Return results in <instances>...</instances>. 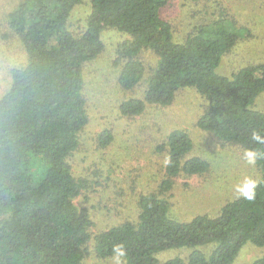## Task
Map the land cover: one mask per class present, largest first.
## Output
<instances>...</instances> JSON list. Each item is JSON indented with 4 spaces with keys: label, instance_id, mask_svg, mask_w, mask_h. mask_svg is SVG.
<instances>
[{
    "label": "trees",
    "instance_id": "trees-1",
    "mask_svg": "<svg viewBox=\"0 0 264 264\" xmlns=\"http://www.w3.org/2000/svg\"><path fill=\"white\" fill-rule=\"evenodd\" d=\"M81 2L21 0L8 15L27 61L11 71V84L0 96V264H93L84 261L83 250L90 217L73 202L83 184L73 177L67 157L88 121L85 66L104 50L101 33L107 28L130 35L113 59L121 89L142 81L144 49L157 56L143 97L120 102L123 115H139L146 104L168 106L177 90L193 87L206 102L196 126L223 143L256 150L261 175L254 201L235 198L215 216L200 214L188 221L170 215L166 198L143 194L136 223L126 221L94 236L97 255L113 256L121 245L124 264H157L158 252L177 248L190 250L187 264H230L245 243L263 246L264 144L252 136L264 137V111L256 108L264 92V61L217 72L243 30L199 24L177 40L163 15L168 0H90L85 29L74 35L68 20ZM111 140L109 130L98 135L100 147ZM157 148L168 152L162 191L179 173L208 170L205 159L189 156L193 140L184 129H172ZM251 264H264V256Z\"/></svg>",
    "mask_w": 264,
    "mask_h": 264
},
{
    "label": "rangeland",
    "instance_id": "rangeland-1",
    "mask_svg": "<svg viewBox=\"0 0 264 264\" xmlns=\"http://www.w3.org/2000/svg\"><path fill=\"white\" fill-rule=\"evenodd\" d=\"M20 1L0 0V96L11 84V71L27 61L23 41L10 26L8 17ZM90 10V0H82L72 11L68 28L74 35L85 29ZM163 15L171 22L177 40H183L199 24L221 23L231 30H243L238 45L217 68L221 74L250 61H264V0H168ZM128 38L129 34L113 28L102 31L104 50L85 66L88 121L80 132L78 147L67 157L73 177L83 184L73 202L90 217V237L83 250L84 261L93 264H115L114 255H97L94 236L126 221L136 223L141 195L155 193L166 198L170 215L188 221L200 214L217 215L225 203L236 198V185L246 178L258 181L261 175L255 164L244 160V149L223 143L196 126L206 102L193 87L177 90L168 106L146 104L139 115L120 112L121 101L143 97L157 60L152 50L144 49L141 59L146 71L142 81L131 90L121 89L117 84L119 68L113 66V59L118 44ZM256 108L264 111V92L257 98ZM175 128L190 134L193 149L189 156L205 159L209 167L202 174L179 173L171 178V187L162 191L168 152L157 147ZM104 130L111 132L112 140L100 147L98 135ZM189 252L177 248L160 251L156 254L157 264L175 257L187 264ZM262 256L264 245L247 242L230 264H251ZM121 262L124 264L122 257Z\"/></svg>",
    "mask_w": 264,
    "mask_h": 264
},
{
    "label": "clouds",
    "instance_id": "clouds-1",
    "mask_svg": "<svg viewBox=\"0 0 264 264\" xmlns=\"http://www.w3.org/2000/svg\"><path fill=\"white\" fill-rule=\"evenodd\" d=\"M253 140L258 142L259 144H264V137H262L258 133H253L252 136ZM258 156V152L256 150L252 149H246L243 154L244 160L247 162L249 165H254L256 163V159ZM258 185V181L251 179V178H246L242 184H238L235 186V194L236 198H241L243 197L247 201H254L256 199V187ZM114 259H115V264H122L121 262V257L125 255V251L123 249V246L117 245L114 249Z\"/></svg>",
    "mask_w": 264,
    "mask_h": 264
}]
</instances>
